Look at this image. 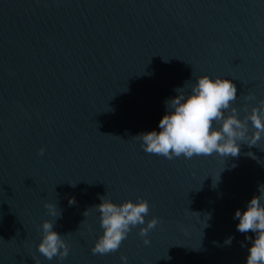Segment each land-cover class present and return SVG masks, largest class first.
Masks as SVG:
<instances>
[{
	"label": "water",
	"instance_id": "1",
	"mask_svg": "<svg viewBox=\"0 0 264 264\" xmlns=\"http://www.w3.org/2000/svg\"><path fill=\"white\" fill-rule=\"evenodd\" d=\"M202 75L232 80L241 119L264 100V0H0V264H246L255 233L234 216L264 184V138L171 160L134 138ZM100 196L146 199L151 243L145 223L93 254ZM45 220L63 261L38 250Z\"/></svg>",
	"mask_w": 264,
	"mask_h": 264
},
{
	"label": "clouds",
	"instance_id": "2",
	"mask_svg": "<svg viewBox=\"0 0 264 264\" xmlns=\"http://www.w3.org/2000/svg\"><path fill=\"white\" fill-rule=\"evenodd\" d=\"M176 91L179 94L175 98L165 101L167 111L159 122L160 130L134 137L142 141L141 147L146 153L169 160L180 156L187 159L210 156L213 153L222 157H239L241 143L253 147L264 138V100L253 107L250 113L245 105L244 111L247 114L241 119L240 110L232 106V102L237 99V87L231 79L219 76L213 79L209 75H202L191 86L190 93H186L184 87ZM245 98L255 99L251 94ZM217 124L220 126L216 127ZM44 151V148L40 149L41 154ZM259 193L250 200L246 211L238 209L234 216V219L239 220L237 230L240 233H255L254 240L252 236L246 237L252 241L246 264H264V204L261 202L264 184L259 185ZM99 198L102 203L95 208L101 214V228L104 231L92 248V253L105 255L119 250L132 228L145 225L150 206L142 197L138 198V202L127 200L122 204L114 203L104 196ZM69 203L71 205L76 202L72 199ZM45 207L49 215L61 218L62 213L57 212L56 205L46 203ZM89 211L90 208L84 215L87 216ZM159 223V218L154 217L147 221L145 227L140 228L139 235L145 238V245L151 243L147 238L148 233ZM41 227L43 235L38 245L39 252L48 260L58 257L63 261L70 252L64 236L54 230L52 220H45ZM234 239V236L228 237L224 244L230 246ZM121 259L127 264V256L122 255ZM36 264H39L38 259Z\"/></svg>",
	"mask_w": 264,
	"mask_h": 264
}]
</instances>
